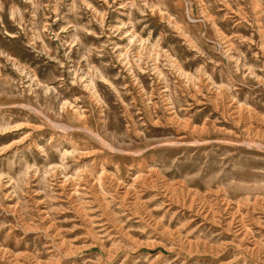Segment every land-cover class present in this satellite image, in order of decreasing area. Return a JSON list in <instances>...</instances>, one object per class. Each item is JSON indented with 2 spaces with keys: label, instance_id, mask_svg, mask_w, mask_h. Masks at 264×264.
Segmentation results:
<instances>
[{
  "label": "rangeland",
  "instance_id": "obj_1",
  "mask_svg": "<svg viewBox=\"0 0 264 264\" xmlns=\"http://www.w3.org/2000/svg\"><path fill=\"white\" fill-rule=\"evenodd\" d=\"M0 264H264V0H0Z\"/></svg>",
  "mask_w": 264,
  "mask_h": 264
}]
</instances>
